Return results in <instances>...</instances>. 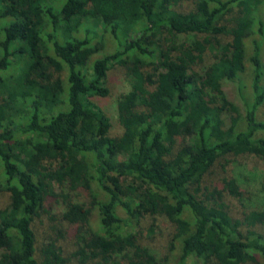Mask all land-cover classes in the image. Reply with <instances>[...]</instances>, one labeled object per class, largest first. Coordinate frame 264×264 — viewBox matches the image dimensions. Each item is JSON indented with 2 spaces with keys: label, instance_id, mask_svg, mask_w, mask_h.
<instances>
[{
  "label": "trees",
  "instance_id": "trees-1",
  "mask_svg": "<svg viewBox=\"0 0 264 264\" xmlns=\"http://www.w3.org/2000/svg\"><path fill=\"white\" fill-rule=\"evenodd\" d=\"M183 1L0 0V191L10 195L0 264H68L54 238L38 250L34 222L50 195L80 224L82 264H168L138 241L132 221L146 214L174 224L178 264H264V179L263 202L243 218L224 193L242 199L245 178L206 185L222 159H264V0ZM236 9L234 24L222 23ZM98 27L117 49L94 57L104 48ZM114 63L131 82L119 136L92 100L109 94Z\"/></svg>",
  "mask_w": 264,
  "mask_h": 264
},
{
  "label": "rangeland",
  "instance_id": "rangeland-1",
  "mask_svg": "<svg viewBox=\"0 0 264 264\" xmlns=\"http://www.w3.org/2000/svg\"><path fill=\"white\" fill-rule=\"evenodd\" d=\"M188 3V0L183 1V9L188 6ZM190 4H192V0H190ZM236 13L237 9L226 15L222 23L232 26L234 24L233 18L236 16ZM96 30H98V33L100 34L97 37V40H101V42L102 40L104 41V48L100 53H96L94 57L100 56V54L103 53L114 52L117 49V46L110 35L103 29V27H98ZM77 35L80 36V33ZM182 39L187 40V42H192L196 39V36L192 34L183 35ZM220 39L227 41L228 36H221ZM252 52L253 47L250 42L248 43L246 60L247 70L243 75L241 74L240 79L241 83L244 84L241 90L247 97L250 96L252 91L251 84L253 67L252 62L250 61ZM16 61L18 60L16 59ZM16 67L17 65H13V72L16 71ZM106 86L109 88V94L106 96H93L92 100L111 118L112 135L119 136L124 132V126L119 120L120 98L123 93H126L131 88L127 67L114 63L107 73ZM228 90H230L231 95L235 94L233 86L228 87ZM243 107L240 105V111H244ZM259 115L264 118V105L261 107ZM230 160H232L231 164L224 167L223 164L226 159H222V161L218 162L209 173H207L206 185L210 191L215 188L222 190L225 186L224 179L228 178L229 175H240L245 178L242 187V199L230 195L227 191L224 193V201L229 207L231 214L235 218H243L245 212H249L251 209L261 204L263 194L261 191V182L264 179V159L255 155H242L231 157ZM58 192H62V190L57 188L56 193ZM81 197L85 202H88L89 199L85 193ZM9 199L10 195L8 192L0 191V207L7 205ZM64 200L65 199L62 197L58 198L50 195L45 201L44 208L36 217L34 227L37 234L38 250L45 241L54 238L57 240L58 245L62 247L63 255L68 258V264H82L79 254L81 251L79 248L80 245H78L76 238V233L80 224H73L63 219L62 213L66 206V202H63ZM122 215L125 216V214ZM132 222L134 230L138 234V241L142 245L148 246L157 251L159 257H166L168 264H178L181 256V248L179 241H174L175 226L171 221L161 215L146 214L142 216L138 222H135V220ZM258 229L261 232H264V225L258 226ZM87 263L95 264L92 261L90 263L88 261Z\"/></svg>",
  "mask_w": 264,
  "mask_h": 264
}]
</instances>
